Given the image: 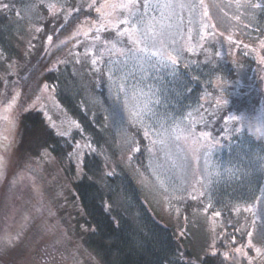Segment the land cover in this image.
I'll return each mask as SVG.
<instances>
[{
  "label": "trees",
  "instance_id": "1",
  "mask_svg": "<svg viewBox=\"0 0 264 264\" xmlns=\"http://www.w3.org/2000/svg\"><path fill=\"white\" fill-rule=\"evenodd\" d=\"M222 1L246 11L243 0ZM139 2L143 6L145 1ZM98 4L90 0H0V103L18 96L24 106L48 85L67 116L79 125L59 137L56 132L60 131L52 129L38 108L24 109L15 147L21 158L16 163L21 166L42 156L39 141L47 135L50 154L72 183L71 197L78 209L70 220L73 231L79 232L101 264H264V255L256 251L264 249L262 222L252 209L264 194V136H254L237 120L241 114L264 108V5L256 8L255 27L240 19L234 22L245 27V35L248 30L254 32L246 36L249 41L230 35L232 28L228 33L214 31L208 19L209 39L191 49L182 44L173 56L175 65L167 59L165 66L158 67L152 56L142 64L137 62L136 70L132 61L148 53H137L133 59L126 36L128 49L123 55L111 49L98 51L100 58L95 59L87 51L86 46L94 41L119 42L115 28L89 36L94 39L82 38L83 31L100 27ZM194 5L199 12L193 15L195 35L200 36V21L206 23L199 20L203 5L197 1ZM128 25H137L142 32L147 27L133 19ZM185 25L187 20L181 25L183 31L192 33ZM123 27L120 24L119 30ZM140 39L139 47L155 49L154 39H145L143 34ZM92 60L97 63L93 65ZM121 85L127 95L118 91ZM143 92L159 120L147 109L138 111L128 104L134 96L142 98ZM164 129L210 132L221 139L224 150V176L205 184L200 194H194L196 198L187 192L190 197L171 201L172 212L180 213L176 224L159 218L146 200L145 181L156 179L160 169L156 166L161 152L158 133ZM77 145L90 164L87 175L91 179H75L74 160L59 155L61 150L76 152ZM92 172H97L95 177ZM176 203L181 208L176 209ZM199 226L216 228L213 237L214 228L207 229L205 237L210 235V242L205 252L197 251L189 232ZM16 243L6 242L5 248L9 252L20 249ZM40 247L42 258L51 254L48 250L60 256L57 245ZM18 253L12 252L8 260H16Z\"/></svg>",
  "mask_w": 264,
  "mask_h": 264
},
{
  "label": "rangeland",
  "instance_id": "2",
  "mask_svg": "<svg viewBox=\"0 0 264 264\" xmlns=\"http://www.w3.org/2000/svg\"><path fill=\"white\" fill-rule=\"evenodd\" d=\"M144 1L142 6L139 4V0H90L93 3L99 2L98 7L101 4L107 5L103 9L101 21L107 24L108 28H114L113 24L124 19L129 22L133 19L147 23L146 29L149 26H154L153 31L156 35L153 36L151 32L149 34L151 39H154L155 49L150 52L162 54L163 62H161V56L153 57L154 63L158 67L166 65L168 54L172 56L178 54L182 44L191 49L193 46L199 45L204 38L208 37L207 39H209L208 19L212 23L214 31L223 33L227 31L226 33H228L232 28L230 35L249 41L246 36L254 35V32L248 30L245 35L243 33L245 27L234 22L240 19L247 25L255 27L257 22L254 16L258 11L256 8L264 5V0H243L244 4L246 3V11H242L232 2L228 4L222 0H158L159 2L154 3L153 0ZM194 1L202 3L203 7L200 8V11L203 17H198L199 20L206 21L204 25L200 21V36L195 35L193 15L196 11L198 14L199 12ZM189 3L195 6L193 12L190 13L186 8L180 9L182 4ZM113 4L116 6L115 11L111 8ZM138 5L140 6L136 9ZM169 12L175 14L170 20L166 19L164 23L174 25L172 29V32L175 33L174 36L168 34L166 27L161 34L158 23L161 20V15ZM99 15L102 18V14L99 13ZM229 15L233 16L229 18ZM186 20L185 27L191 29L192 33L184 32L181 27L186 24ZM91 24L97 25L95 21ZM93 28L95 27L83 31L82 38L94 39V36L100 35L96 29L92 30ZM125 28H130V26L124 24L121 31ZM91 35L94 36L89 37ZM115 45L116 47H113L112 40L98 44L94 41L86 48L90 54L95 55V59L100 58L99 52H109L112 49L111 53L115 54L121 53L122 48L124 51L128 49H125L127 45L124 40L123 44L117 42ZM74 47L77 45L74 44ZM146 60L147 57H138L132 61V64L138 70L137 62L142 64ZM147 102L148 96L143 92L142 98L138 97L137 100L134 96L129 99L128 104L135 106V109L140 111L145 108ZM20 103L23 102L19 101L18 96L13 97L9 102L0 103V264H101L96 254L85 246L79 232L73 231L70 220L74 218L73 215H76L78 209L71 197V180L59 162L50 154L47 157L42 155L37 159L28 160L21 166L16 163L18 158H21V153L18 155L15 147L21 136L19 119L20 113L24 109L38 108L48 122L55 125L60 132L64 131L66 135L77 126L57 103L53 91L49 87L46 89L45 85L43 88L41 87L35 99L24 106L23 104L21 106ZM237 120L239 126L248 128L253 134L256 127H264V108L255 113L241 114ZM158 135L161 140L158 149L161 152L156 166L160 169L156 170V179L145 181L146 192L148 191L146 200L152 212L159 218L176 224L180 213L177 210L172 212L171 201L182 200L185 196L190 197L191 195H187V192L196 198L194 194H200L205 184H211L213 179L216 180L220 177V174L225 175L226 171L221 170V166L224 165L222 162L223 144L221 139L202 130L188 129L175 133L171 129H164L160 130ZM254 136L258 137L259 135ZM175 207L179 209L181 205L176 203ZM252 209L253 215L260 218L262 222L260 230L263 234L264 194L260 196L259 201L257 200V204ZM246 223L244 220L243 224L246 225ZM210 227L199 226L193 228L195 230L190 227L192 231L189 232H191L193 242L195 240L197 251L205 252V247H207L208 241L210 242V235L205 237V234L207 229L210 230ZM211 228H214L213 237L216 228ZM28 230L29 233L26 234ZM16 241V244L20 245V249L14 248L9 252L5 248V243ZM41 244H46L47 247L59 246L60 256L57 255V251L52 253L53 251L48 250L51 254L47 256L45 253V257H40ZM22 249L23 252L20 251ZM12 252L19 253L16 260L10 262L8 257ZM3 254H6V257Z\"/></svg>",
  "mask_w": 264,
  "mask_h": 264
},
{
  "label": "snow or ice",
  "instance_id": "3",
  "mask_svg": "<svg viewBox=\"0 0 264 264\" xmlns=\"http://www.w3.org/2000/svg\"><path fill=\"white\" fill-rule=\"evenodd\" d=\"M93 5H89V7H92ZM107 5L105 4H101L100 7L96 8V11L98 13L102 14V19H103V9L106 7ZM111 8L113 9V11L116 10V6L115 4L111 5ZM188 9L189 12H193V10L195 9V6L191 3L189 4H182L180 6V9ZM123 10V9H122ZM174 12H169L166 14H162L161 15V20L158 22L160 24V28H161V34H163V29L166 27L168 29V34L174 36L175 33L172 32V29L174 27V25L172 24H165L164 21L166 19L170 20L172 18V16L174 15ZM206 15V13H205ZM129 21L127 19L124 20H120L117 23L113 24V27L116 29V39L119 41V43L123 44V37H127L128 43L130 45H132V48L128 49V52L131 54L132 58L135 59L136 58V54L137 53H148V59H150L152 56H161V62H163V56L160 52H150L149 49L147 47L141 48L139 47V45L142 43V40L140 39L141 34H143V36L145 37V39H151V36H149V32L152 33V35H156V33L153 31L154 26H149V28L144 29L143 32L141 31V28H138L137 25H133L130 28H125L122 31L119 30V24H128ZM108 29V25L101 22L100 27L97 28V31H102V30H107ZM113 47H116L115 44H113ZM121 54H124V49L122 48L121 50ZM87 55V53H86ZM167 58L169 60H171L172 64L175 65L177 62V58L173 57L171 54H168ZM97 63L96 60H92V64L95 65ZM45 88H48V85H45ZM119 92H124L125 95H127V91L124 85H121L118 89ZM180 96V93L177 92L176 93V97L178 98ZM171 102V101H169ZM156 104H160L161 101L160 100H156L155 101ZM145 108L147 109L148 112L152 113V115L154 117L157 118V120L160 119V117L158 116V114L156 112L152 111V108L149 107L147 104H145ZM165 115H167V111H165ZM233 119H236L235 117H233ZM52 129H55L56 126L55 125H51ZM77 127H79V125H77ZM56 135L59 137H63L65 136L64 132H56ZM145 135H148V133L146 132ZM48 137L47 135H42V137L40 138L39 141V150H43V156H50V151H49V144L47 142ZM66 142V141H65ZM55 145V143H54ZM89 150L95 152V149H92L91 146L89 145ZM52 152L56 151V148H52L51 149ZM62 157L67 155L69 157V159H73L75 162V171H76V175H75V179L80 180L82 177L83 178H87V179H91V177H89L87 175V173L90 170V164L89 162L85 159L84 154L82 153V151L80 150V146L77 145V151L73 152V153H66L63 150L60 151V154ZM97 174V172H92V176L95 177ZM113 173H108L107 175H112ZM110 211V209H109ZM91 231H95V228H92ZM249 247H252L251 244H249ZM238 251H240L238 249ZM256 251L261 254L264 255V249L262 248H257ZM212 255H216V253H212ZM179 260H182V257H179ZM191 264H194V262H191Z\"/></svg>",
  "mask_w": 264,
  "mask_h": 264
},
{
  "label": "clouds",
  "instance_id": "4",
  "mask_svg": "<svg viewBox=\"0 0 264 264\" xmlns=\"http://www.w3.org/2000/svg\"><path fill=\"white\" fill-rule=\"evenodd\" d=\"M254 135L264 136V127H256L254 129Z\"/></svg>",
  "mask_w": 264,
  "mask_h": 264
}]
</instances>
